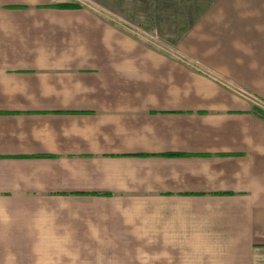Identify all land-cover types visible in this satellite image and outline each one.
Wrapping results in <instances>:
<instances>
[{"label": "crops", "instance_id": "obj_1", "mask_svg": "<svg viewBox=\"0 0 264 264\" xmlns=\"http://www.w3.org/2000/svg\"><path fill=\"white\" fill-rule=\"evenodd\" d=\"M89 1L0 0V264H264V0Z\"/></svg>", "mask_w": 264, "mask_h": 264}, {"label": "rangeland", "instance_id": "obj_2", "mask_svg": "<svg viewBox=\"0 0 264 264\" xmlns=\"http://www.w3.org/2000/svg\"><path fill=\"white\" fill-rule=\"evenodd\" d=\"M211 1L91 0V3L110 8L115 12L112 18L130 27L131 32L140 38L173 43Z\"/></svg>", "mask_w": 264, "mask_h": 264}, {"label": "trees", "instance_id": "obj_3", "mask_svg": "<svg viewBox=\"0 0 264 264\" xmlns=\"http://www.w3.org/2000/svg\"><path fill=\"white\" fill-rule=\"evenodd\" d=\"M261 117L264 118V110L257 109L255 110Z\"/></svg>", "mask_w": 264, "mask_h": 264}]
</instances>
